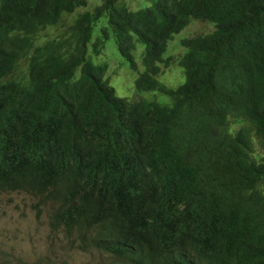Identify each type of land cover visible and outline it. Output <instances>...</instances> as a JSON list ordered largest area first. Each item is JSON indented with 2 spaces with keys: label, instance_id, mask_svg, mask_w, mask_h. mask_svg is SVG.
Listing matches in <instances>:
<instances>
[{
  "label": "trees",
  "instance_id": "16d2710c",
  "mask_svg": "<svg viewBox=\"0 0 264 264\" xmlns=\"http://www.w3.org/2000/svg\"><path fill=\"white\" fill-rule=\"evenodd\" d=\"M147 1L102 0L38 44L87 0H0V192L50 204L99 264H264V0ZM192 20L214 28L180 39L171 88L160 64ZM109 41L141 68L131 96L89 58Z\"/></svg>",
  "mask_w": 264,
  "mask_h": 264
},
{
  "label": "rangeland",
  "instance_id": "374dc122",
  "mask_svg": "<svg viewBox=\"0 0 264 264\" xmlns=\"http://www.w3.org/2000/svg\"><path fill=\"white\" fill-rule=\"evenodd\" d=\"M102 0H87L85 7H78L72 13H64L59 25L46 28L36 43H42L60 33L84 10H92ZM129 9H137L148 5L147 0H122ZM213 24L192 20L181 31L169 40L164 57L167 65L161 63V72L157 79L168 87L174 88L184 81L179 59L185 52L180 39L199 33H209ZM136 55L141 46L137 45ZM93 62H106L107 73L110 74V85L117 95L131 96L135 92L134 79L141 70H133L128 62L115 50L112 41L105 44L99 55L89 57ZM26 61L17 68L24 72ZM145 99H153L159 103H168V97L158 91H141ZM239 126H233L234 129ZM261 149L254 146V154L259 155ZM38 198L25 192H0V264H99L110 262V257L97 251H83L74 247V234L68 235L62 228L51 230L48 215L52 209L50 204L37 203ZM40 210V212H37Z\"/></svg>",
  "mask_w": 264,
  "mask_h": 264
}]
</instances>
